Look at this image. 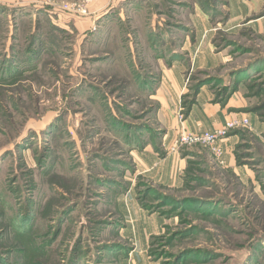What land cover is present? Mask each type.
<instances>
[{"label":"rangeland","instance_id":"rangeland-1","mask_svg":"<svg viewBox=\"0 0 264 264\" xmlns=\"http://www.w3.org/2000/svg\"><path fill=\"white\" fill-rule=\"evenodd\" d=\"M167 70L249 118L224 162ZM0 264H264V0H0Z\"/></svg>","mask_w":264,"mask_h":264},{"label":"crops","instance_id":"crops-1","mask_svg":"<svg viewBox=\"0 0 264 264\" xmlns=\"http://www.w3.org/2000/svg\"><path fill=\"white\" fill-rule=\"evenodd\" d=\"M209 29L211 30V27ZM176 63L174 65L177 67L180 66L181 68L182 64L179 62ZM185 85V78L181 71L176 70L174 74L169 73L168 70L165 71L161 83V87L163 86V89H161V91L163 92L161 97L163 98V104L165 106L163 107V109L167 108V110L164 109L165 111L163 114L165 115L163 117L166 122V136L164 144H166L167 142H170V144H172L173 141L179 136L181 125L178 122L180 121L179 119H176V116H174L172 110L175 106H177V98L185 90ZM168 90H172L174 92L171 99H169L168 97V93H170ZM209 99V96L199 95L197 104H195L193 108H191L190 112L188 113V116L185 118V122H183L188 130H213L217 127L222 126L225 120L229 118L226 114L219 112L216 109L217 107L215 108V106H212V109L208 110V108H211V106L207 108ZM224 141V144H222L224 148L223 157L226 160L227 155L235 144V135L233 134V132H230L229 136Z\"/></svg>","mask_w":264,"mask_h":264},{"label":"built area","instance_id":"built-area-1","mask_svg":"<svg viewBox=\"0 0 264 264\" xmlns=\"http://www.w3.org/2000/svg\"><path fill=\"white\" fill-rule=\"evenodd\" d=\"M181 128L179 136L173 141L170 151L179 152L186 146L205 145L208 146L216 158L224 162V148L222 142L229 136L233 130L249 124V119L246 117L232 118L213 130L206 131H190L184 125L183 118H180Z\"/></svg>","mask_w":264,"mask_h":264}]
</instances>
